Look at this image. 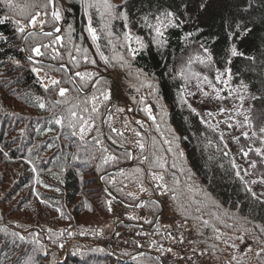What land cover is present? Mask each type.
<instances>
[{"label": "trees", "instance_id": "16d2710c", "mask_svg": "<svg viewBox=\"0 0 264 264\" xmlns=\"http://www.w3.org/2000/svg\"><path fill=\"white\" fill-rule=\"evenodd\" d=\"M108 3L0 0V264H161L167 222H187L214 264H264V0ZM163 9L178 26L160 46L148 24ZM73 105L91 117L83 139ZM156 184L175 221L160 220ZM115 200L147 252L99 244Z\"/></svg>", "mask_w": 264, "mask_h": 264}, {"label": "built area", "instance_id": "2783aa9c", "mask_svg": "<svg viewBox=\"0 0 264 264\" xmlns=\"http://www.w3.org/2000/svg\"><path fill=\"white\" fill-rule=\"evenodd\" d=\"M156 193L162 214L167 215L168 195L159 186H156ZM114 212L119 217L123 214V208L119 204H115ZM180 228L181 230L170 225L163 231V237L169 243V248L164 251L162 261L165 264H211L204 245L193 243V231L189 225L183 223ZM101 244L106 245L107 242L103 240ZM113 247L116 250L123 248L139 249V242L130 230L121 228L116 233Z\"/></svg>", "mask_w": 264, "mask_h": 264}, {"label": "snow or ice", "instance_id": "6c2138e0", "mask_svg": "<svg viewBox=\"0 0 264 264\" xmlns=\"http://www.w3.org/2000/svg\"><path fill=\"white\" fill-rule=\"evenodd\" d=\"M8 3H9V5H11V0H8ZM204 6L205 5L202 4L200 7H204ZM104 7L107 10H109L110 13H111V10L115 8L114 5L108 3V0H104ZM38 15L39 14L37 13V16ZM52 15H53L55 20H59L61 18L59 12H57V11H54L52 13ZM119 15L122 18L127 19V13L126 12H121V13H119ZM37 16L31 17V19L29 20V24L32 25L33 27L35 26V23H36V20H37ZM155 19H156V23L155 24H148V27L152 28L155 31V33H156V37L154 38L155 42L158 45L163 46L166 43V40L164 39V32H163L162 29H166L168 27H176V26H178V25L175 24V13L173 11L169 10V9H163V10L159 11V14L156 16ZM144 20L147 23L148 17L145 16ZM16 23H17V25H19V21H16ZM18 30L20 32H23L24 28L23 27H19ZM87 30L91 34L92 39L95 41L97 39L95 29H93L91 27V25L89 24V27H88ZM56 31L58 32V31H60V29L57 28ZM45 35H51V33H45ZM124 35H125V40L131 42L133 39H135L137 44H139L141 47L144 46L142 41H141V38H139V37L133 38V36L129 32H126ZM187 35H191V33H188ZM0 39H6V38L3 37V36H0ZM57 39L59 40L60 37H57ZM45 47H47V46H45ZM78 51H79V49H78ZM129 51L134 56L136 54V52H137V49L131 48V46L129 45ZM204 51L206 53L208 52V50L206 48L204 49ZM33 52H35L36 55H38V56L42 55V53L40 52L38 47L34 48ZM236 54L237 53H236L235 47H233L232 48V55H236ZM101 56H102L103 59H105V60L107 59V58L103 57L102 54H101ZM30 59H31V57H30ZM85 59H87V56H85ZM207 59L209 61L211 60V55L210 54L207 56ZM92 62L94 63L95 61H92ZM33 71H38V70L37 69H33ZM75 75L78 76V77H84V76H89L90 74L76 72ZM204 79L207 80V77H205ZM217 79H219V76L217 77ZM51 83L53 85H58L59 81L52 80ZM45 87L47 88L48 86L45 85ZM67 91H68V89H66V88H60L59 89V95L61 97H64L65 94L67 93ZM108 98H109L108 95L104 94V99L107 100ZM95 99L96 98L93 97V100H95ZM61 102L66 103L67 101H56V103H61ZM39 107L44 108L45 105L43 103H40ZM75 107H76V105H73V107L69 108V110H68L69 111V117H70V119H69V127L75 129L77 124H79L80 136H81V139H83L85 131L86 130H91L92 124L89 123V120H91V117H89L88 119H85L82 116L81 117H77V112L73 110ZM85 111H87V109H85ZM92 111L93 112L97 111L95 106H93ZM209 115H211V113H209ZM72 118H76V119L73 120ZM246 120H247V118H246ZM55 122L57 124H61L62 123V119H57ZM261 132H264V128H261ZM97 142L99 143V141H97ZM140 147L143 148V144H140ZM257 151H259V150H257ZM137 171H139V169ZM237 176H239V172H237ZM153 178L154 179H160V180L163 179V177H156V176H154ZM253 195H255V194L253 193ZM205 223H207V222H205Z\"/></svg>", "mask_w": 264, "mask_h": 264}, {"label": "rangeland", "instance_id": "374dc122", "mask_svg": "<svg viewBox=\"0 0 264 264\" xmlns=\"http://www.w3.org/2000/svg\"><path fill=\"white\" fill-rule=\"evenodd\" d=\"M54 11H56V10H54ZM51 13H52V10H51ZM37 16V15H36ZM45 19V14L44 13H39V15L37 16V20H36V23H35V26L33 27H31V28H35V29H40V26L42 25V22H43V20ZM57 28H59L60 29V27H56V28H54L53 30H56ZM54 33H57V31L56 32H54ZM132 35V34H131ZM133 38H135L134 36H133ZM132 41H134V39L132 40ZM39 74H40V76H42V77H44V73H42L41 71H39ZM110 75L113 77V80H114V83H115V91L117 90V79L114 77V74L113 73H110ZM112 80V79H111ZM95 103V102H94ZM110 104V103H109ZM120 115H117L116 116V114H114L113 116H112V121H116L117 120V118H120L119 117ZM125 128V127H124ZM123 128V129H124ZM124 131H126V132H128V134L131 136V138H128L129 140H132V142H131V144H133L134 143V134H133V132H131L129 129H127V128H125L124 130H123V132ZM127 139V140H128ZM72 240H76L75 238L74 239H72ZM205 250H206V248H205Z\"/></svg>", "mask_w": 264, "mask_h": 264}, {"label": "water", "instance_id": "95a60500", "mask_svg": "<svg viewBox=\"0 0 264 264\" xmlns=\"http://www.w3.org/2000/svg\"><path fill=\"white\" fill-rule=\"evenodd\" d=\"M53 12H54V6H53ZM58 27H60V25H59ZM38 31H39V30H38ZM54 31H56V30H54ZM40 32H49V31H46V30H40ZM22 46H23V42H22ZM108 76L112 79L113 87L115 88V83H114L113 77H112L111 75H108ZM111 103H112V101H111ZM126 166H127V165H126ZM118 202L122 204L121 201H118ZM152 255H153L154 257H156L157 260H159V262H160L161 264H163V262L161 261L160 257H159L157 254L152 253Z\"/></svg>", "mask_w": 264, "mask_h": 264}]
</instances>
